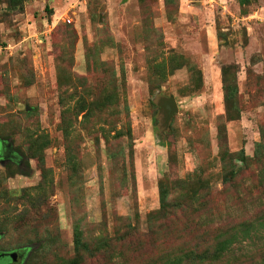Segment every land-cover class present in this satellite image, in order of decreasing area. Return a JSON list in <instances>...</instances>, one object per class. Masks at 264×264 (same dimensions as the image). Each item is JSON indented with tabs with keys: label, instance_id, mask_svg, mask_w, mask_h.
Wrapping results in <instances>:
<instances>
[{
	"label": "rangeland",
	"instance_id": "374dc122",
	"mask_svg": "<svg viewBox=\"0 0 264 264\" xmlns=\"http://www.w3.org/2000/svg\"><path fill=\"white\" fill-rule=\"evenodd\" d=\"M0 140L25 264H264V0H0Z\"/></svg>",
	"mask_w": 264,
	"mask_h": 264
},
{
	"label": "trees",
	"instance_id": "16d2710c",
	"mask_svg": "<svg viewBox=\"0 0 264 264\" xmlns=\"http://www.w3.org/2000/svg\"><path fill=\"white\" fill-rule=\"evenodd\" d=\"M26 1H31V0H9V7L10 8H17L18 6H20L23 2ZM253 0H237L241 10L243 13H247V8L251 5ZM5 145V149L8 150V153H11V148L9 147V145L7 143H4ZM264 146V144H258L255 150V158L258 161H261L262 159H264V153L262 151V147ZM238 158L241 162L246 163L248 158L246 157L244 150H241L238 153ZM236 172L235 171H231L229 173H227V175H225L224 177V181L225 183L232 181L235 177H236ZM163 193V192H162ZM163 196H162V206H164L165 204L163 203ZM79 230H77L76 232H74L75 235V251L77 253L76 259L77 261L80 259V255L82 252L88 253L91 249V247H89L86 243L82 242V239L79 236ZM124 236V235H122ZM121 241L119 238H116L115 240H111V239H107V240H102L101 242L97 243L94 252L96 254L100 253V251H104L107 249L111 248V243L110 242H114L117 243ZM229 243H231L230 240L226 239L223 240L219 243L218 247L216 249H214L213 252L211 253H196L193 254V257L189 260L188 264H204L207 260H219L222 255L226 252H230V250L228 249V245H230ZM38 249L37 247L34 248L33 252H37ZM93 253H90V255H92Z\"/></svg>",
	"mask_w": 264,
	"mask_h": 264
},
{
	"label": "flooded vegetation",
	"instance_id": "af4514ba",
	"mask_svg": "<svg viewBox=\"0 0 264 264\" xmlns=\"http://www.w3.org/2000/svg\"><path fill=\"white\" fill-rule=\"evenodd\" d=\"M5 141L0 140V161H16L19 158L17 154L11 149V153L5 149ZM8 144V143H7ZM11 148V145L8 144ZM4 159V160H3ZM1 239V237H0ZM32 247H21L19 249L5 250L0 245V264H25L27 256Z\"/></svg>",
	"mask_w": 264,
	"mask_h": 264
},
{
	"label": "water",
	"instance_id": "95a60500",
	"mask_svg": "<svg viewBox=\"0 0 264 264\" xmlns=\"http://www.w3.org/2000/svg\"><path fill=\"white\" fill-rule=\"evenodd\" d=\"M160 110L165 116L166 125L170 121L172 115L178 111V107L174 98H162L159 101Z\"/></svg>",
	"mask_w": 264,
	"mask_h": 264
}]
</instances>
